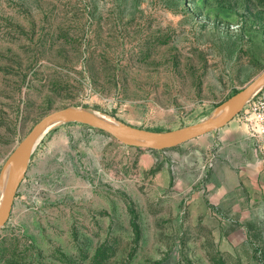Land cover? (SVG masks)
Segmentation results:
<instances>
[{
    "label": "rangeland",
    "instance_id": "obj_1",
    "mask_svg": "<svg viewBox=\"0 0 264 264\" xmlns=\"http://www.w3.org/2000/svg\"><path fill=\"white\" fill-rule=\"evenodd\" d=\"M263 71L264 0H0V185L54 112L186 129ZM236 118L165 151L53 128L0 230V264H264V149Z\"/></svg>",
    "mask_w": 264,
    "mask_h": 264
},
{
    "label": "water",
    "instance_id": "obj_2",
    "mask_svg": "<svg viewBox=\"0 0 264 264\" xmlns=\"http://www.w3.org/2000/svg\"><path fill=\"white\" fill-rule=\"evenodd\" d=\"M262 88H264V71L245 89L232 98L226 105L227 108L221 116L214 119L210 118L191 128L168 132L147 131L123 124L121 127H112L94 113L74 107H69L46 116L20 143L10 161L13 164L7 189L0 207V230L11 219L22 176L28 167L39 141H41L42 135L53 123L59 120H65L67 122L86 124L109 134L118 142L128 147L150 151L171 150L216 130L225 128L241 113L249 101Z\"/></svg>",
    "mask_w": 264,
    "mask_h": 264
},
{
    "label": "built area",
    "instance_id": "obj_3",
    "mask_svg": "<svg viewBox=\"0 0 264 264\" xmlns=\"http://www.w3.org/2000/svg\"><path fill=\"white\" fill-rule=\"evenodd\" d=\"M237 118L245 126L248 137L264 149V88L249 101Z\"/></svg>",
    "mask_w": 264,
    "mask_h": 264
},
{
    "label": "bare ground",
    "instance_id": "obj_4",
    "mask_svg": "<svg viewBox=\"0 0 264 264\" xmlns=\"http://www.w3.org/2000/svg\"><path fill=\"white\" fill-rule=\"evenodd\" d=\"M226 108H227V106H224L221 109L219 108L217 111H215L213 113V116L211 118L214 119V118H217V117L221 116L224 113V111L226 110ZM87 111L94 113L95 115H97L99 118H101L103 121H105L107 124H109L112 127H121V126H123L120 122H118L117 120H115L111 116H107L105 114H102V113H99V112L90 111V110H87ZM203 122H205V121H202L201 123H203ZM65 123H67V121H65V120H59V121L53 123L45 131V133L42 135L41 139L45 136V134L47 132H49L53 128H55L57 126H61V125L65 124ZM39 142H41V141H39ZM12 164H13V162H10V164L6 168V170L4 172V175H3V178L1 180V185H0V207H1V204L3 202V198H4V195H5V192H6V189H7V185H8V182H9V177H10V173H11V169H12Z\"/></svg>",
    "mask_w": 264,
    "mask_h": 264
},
{
    "label": "crops",
    "instance_id": "obj_5",
    "mask_svg": "<svg viewBox=\"0 0 264 264\" xmlns=\"http://www.w3.org/2000/svg\"><path fill=\"white\" fill-rule=\"evenodd\" d=\"M224 149L225 148L223 147V152H222V155H221L222 159L225 158V157L230 158L231 154L228 151L224 150Z\"/></svg>",
    "mask_w": 264,
    "mask_h": 264
}]
</instances>
